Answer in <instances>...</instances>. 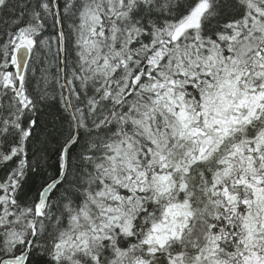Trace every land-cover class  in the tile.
I'll return each mask as SVG.
<instances>
[{"label": "snow or ice", "instance_id": "obj_1", "mask_svg": "<svg viewBox=\"0 0 264 264\" xmlns=\"http://www.w3.org/2000/svg\"><path fill=\"white\" fill-rule=\"evenodd\" d=\"M0 264H264V0H0Z\"/></svg>", "mask_w": 264, "mask_h": 264}]
</instances>
